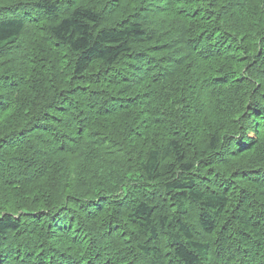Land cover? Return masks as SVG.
<instances>
[{
  "label": "trees",
  "instance_id": "trees-1",
  "mask_svg": "<svg viewBox=\"0 0 264 264\" xmlns=\"http://www.w3.org/2000/svg\"><path fill=\"white\" fill-rule=\"evenodd\" d=\"M0 264H264V0H0Z\"/></svg>",
  "mask_w": 264,
  "mask_h": 264
},
{
  "label": "bare ground",
  "instance_id": "bare-ground-1",
  "mask_svg": "<svg viewBox=\"0 0 264 264\" xmlns=\"http://www.w3.org/2000/svg\"><path fill=\"white\" fill-rule=\"evenodd\" d=\"M32 244V243H31ZM36 248V247H35ZM101 258V257H100Z\"/></svg>",
  "mask_w": 264,
  "mask_h": 264
}]
</instances>
